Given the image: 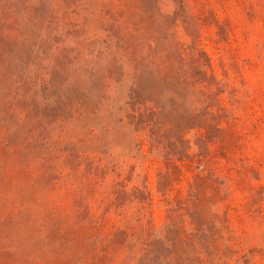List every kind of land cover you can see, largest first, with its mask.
Returning a JSON list of instances; mask_svg holds the SVG:
<instances>
[{"label":"rangeland","instance_id":"rangeland-1","mask_svg":"<svg viewBox=\"0 0 264 264\" xmlns=\"http://www.w3.org/2000/svg\"><path fill=\"white\" fill-rule=\"evenodd\" d=\"M0 264H264V0H0Z\"/></svg>","mask_w":264,"mask_h":264}]
</instances>
